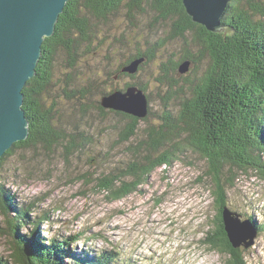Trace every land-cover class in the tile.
<instances>
[{
    "label": "trees",
    "instance_id": "obj_1",
    "mask_svg": "<svg viewBox=\"0 0 264 264\" xmlns=\"http://www.w3.org/2000/svg\"><path fill=\"white\" fill-rule=\"evenodd\" d=\"M119 10H124L129 19L149 10L160 19L169 20L170 37L192 36L199 49V56L187 51L180 59H188L192 64L201 56H207V61L200 73L194 69L195 76L187 79L186 86H180L174 77L178 62L170 64L171 59H168L161 63L160 83L167 87V99L177 98L179 106L176 111L165 106L158 121H149L150 110L143 119L108 110L121 121L117 138L121 144L136 135L142 120L146 122V132L142 140L127 145V158L120 159L123 165L103 175L99 179L100 186L110 201L123 198L146 184L154 170L171 167L185 150L191 149L205 161L200 178L208 183L207 190L217 210L211 220L213 226L207 229L201 242L225 254V264H247L246 248H234L227 237L223 211L229 208L227 190L234 185L237 172L253 170L264 179V0H231L220 20L226 28L218 32L193 22L182 0H68L54 33L44 38L35 75L22 89L28 136L16 141L0 157V163L16 149L31 147L50 149L61 145L68 156L82 150V143L90 140L81 126L66 133L58 116V97L75 101L84 113L92 107L90 92L96 79L83 69V63L92 59L98 50L103 52L113 47L120 52L121 39L107 42V30L102 31L109 16ZM132 30L126 32L130 40L134 39L130 34ZM110 56L105 54L108 59ZM140 57L144 60L138 72L150 62L153 53L137 50L125 54L121 57L123 62L116 64V74L134 78L138 72L128 74L122 67ZM57 64L64 69L59 78L64 86L50 97ZM129 85L139 86L150 103L145 84L136 81L127 83L126 87ZM95 107L105 120V109L98 102ZM7 192L0 184V236L8 238L11 246L10 259L0 257V264H68L64 263V258L73 264H116L118 253L114 251L101 250L88 258L87 252L82 256L70 249V242L78 241L81 234L68 237L69 242L52 237L48 243L43 242V236L35 237V230L30 231L31 236L21 234L19 228L30 223L37 227L49 216L43 214L38 220H27L33 206L15 205ZM160 202V198L155 200L156 204ZM247 218L258 233L264 230V224H257L252 216ZM84 238L90 240V237Z\"/></svg>",
    "mask_w": 264,
    "mask_h": 264
},
{
    "label": "rangeland",
    "instance_id": "obj_2",
    "mask_svg": "<svg viewBox=\"0 0 264 264\" xmlns=\"http://www.w3.org/2000/svg\"><path fill=\"white\" fill-rule=\"evenodd\" d=\"M156 15L148 10L129 19L124 10H119L109 16L102 31L107 30V42L121 39V50L113 47L98 50L83 63V69L96 79L90 92L89 111L84 113L75 101L58 97V116L66 133L81 126V131L90 137L86 144L82 143V150L67 156L61 145L50 149H16L0 163V184L15 205L33 206L27 220H38L43 214L49 216L37 227L30 223L19 228L21 234L31 236L30 231L35 230L34 236L39 235V239L43 236L46 243L52 237L69 242L68 237L81 234L69 247L82 256L87 252L90 257L104 250L118 253L116 264H225V254L201 242L207 229L212 228L211 220L217 210L207 190L208 183L200 178L205 161L191 149L185 150L171 167L154 170L138 191L118 200L110 201L99 184L103 175L123 165L120 159L127 158V145L142 140L146 132V122L142 120L139 131L129 142H118L121 121L108 111L115 109L103 107L107 117L102 120V112L95 107L106 95L102 91L111 87L124 90L127 83L142 82L150 98L149 121H158L165 106L169 105L173 111L179 106L177 98L167 99V87L160 83L161 63L168 59L170 64L180 63L187 51L200 55L192 36L170 37V21ZM127 29H133L130 32L133 40L126 34ZM137 50H149L153 58L134 78L118 76L115 69L116 64L123 62L121 57ZM105 54L111 55L109 59ZM206 61L207 56H201L188 72L180 74L176 70L174 77L178 84L186 86L187 79L195 76L194 69L200 73ZM63 70L57 64L50 97L64 86L59 80ZM159 198L161 202L156 204ZM227 198L230 211L241 219L252 216L257 224H264V179L253 170L236 173ZM10 253L8 238L0 236V257L9 260ZM245 258L247 264H264V230L258 233L255 244L246 249ZM67 261L64 258V263L73 264Z\"/></svg>",
    "mask_w": 264,
    "mask_h": 264
},
{
    "label": "water",
    "instance_id": "obj_3",
    "mask_svg": "<svg viewBox=\"0 0 264 264\" xmlns=\"http://www.w3.org/2000/svg\"><path fill=\"white\" fill-rule=\"evenodd\" d=\"M68 0H0V157L11 146L28 136L29 128L23 109L22 89L35 75L45 37L54 33L56 22ZM231 0H182L193 22L210 31L226 28L220 20ZM144 60L134 58L122 71L135 74ZM190 60L178 64V72L190 69ZM102 107L145 117L149 101L144 91L135 85L103 95ZM225 208L223 223L234 248H249L255 244L258 231L250 219Z\"/></svg>",
    "mask_w": 264,
    "mask_h": 264
},
{
    "label": "bare ground",
    "instance_id": "obj_4",
    "mask_svg": "<svg viewBox=\"0 0 264 264\" xmlns=\"http://www.w3.org/2000/svg\"><path fill=\"white\" fill-rule=\"evenodd\" d=\"M64 9V8H63ZM213 31V30H212ZM218 32V31H217ZM24 113H25V111H24ZM26 116V115H25ZM26 119H27V121H28V118L26 117ZM232 212H234V211H232ZM235 213V212H234ZM254 227H256L255 225H254ZM89 258V257H88Z\"/></svg>",
    "mask_w": 264,
    "mask_h": 264
},
{
    "label": "flooded vegetation",
    "instance_id": "obj_5",
    "mask_svg": "<svg viewBox=\"0 0 264 264\" xmlns=\"http://www.w3.org/2000/svg\"><path fill=\"white\" fill-rule=\"evenodd\" d=\"M193 41V40H192ZM194 43H195V41H193ZM195 45H196V43H195Z\"/></svg>",
    "mask_w": 264,
    "mask_h": 264
},
{
    "label": "clouds",
    "instance_id": "obj_6",
    "mask_svg": "<svg viewBox=\"0 0 264 264\" xmlns=\"http://www.w3.org/2000/svg\"><path fill=\"white\" fill-rule=\"evenodd\" d=\"M195 44V43H194ZM191 63V62H190ZM191 65V64H190ZM150 105V104H149Z\"/></svg>",
    "mask_w": 264,
    "mask_h": 264
}]
</instances>
